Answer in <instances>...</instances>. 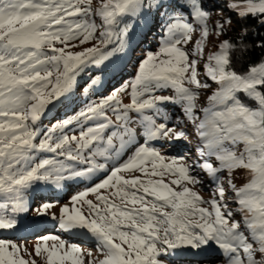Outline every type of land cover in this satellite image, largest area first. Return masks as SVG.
<instances>
[{
  "label": "rangeland",
  "instance_id": "obj_1",
  "mask_svg": "<svg viewBox=\"0 0 264 264\" xmlns=\"http://www.w3.org/2000/svg\"><path fill=\"white\" fill-rule=\"evenodd\" d=\"M122 1L0 0V264H178L179 253L197 256L182 264H264V59L227 73L218 35L229 12L264 22V0L171 7L97 79L98 96L114 91L107 106L91 97L64 121L50 110L43 138L20 148L36 136L39 103L25 71L50 63L42 53L62 34L39 26L61 13L82 34L124 12ZM79 37L66 41L71 55L92 53ZM60 183L61 198L39 188L55 194ZM38 223L47 227L19 234Z\"/></svg>",
  "mask_w": 264,
  "mask_h": 264
},
{
  "label": "trees",
  "instance_id": "obj_2",
  "mask_svg": "<svg viewBox=\"0 0 264 264\" xmlns=\"http://www.w3.org/2000/svg\"><path fill=\"white\" fill-rule=\"evenodd\" d=\"M132 1L136 3L133 6H128ZM215 1L211 8L224 7L225 3L231 1L243 2L247 0ZM122 2L124 12L115 15L111 13L114 8H106L107 13L111 14H105V18L100 19L86 32L84 30L82 34L79 28L72 30L73 27L82 25V23H78L79 20L74 15V17L67 18L70 25L68 24L69 26L66 28L63 25L65 21H60L61 13L53 14L49 20L42 22V25L39 26L42 33H47L48 30H58L61 27L62 34H59V44L56 48H50L42 53V55L52 56L53 60L50 63L37 69L35 66L32 69L26 67L25 80L30 81L25 85L30 87L29 91L39 101L31 108L33 114L36 111L35 117L30 118L31 129L32 132H36V136H24L18 140L24 142L20 148L25 149L26 153L29 149V141H38L46 134L38 124L48 123V120L45 119L48 111L55 110L57 116L63 117L62 121H64L66 117L72 116L71 112L76 111L79 106L81 107L80 111L87 110L94 100L102 102L104 106L108 105L110 102L108 96H111L114 91L105 96H98L96 93L97 79L110 70L112 64L120 61L131 43L137 45L136 37H143L144 27L156 26L153 24L155 18L171 7L180 6L182 8L181 4H183V0H123ZM229 16L231 17L230 23L222 26L218 33L220 40L225 42L223 50L220 51L225 57L224 70L227 73L243 74L264 59L263 14L246 13L237 16L236 13L229 12ZM157 20L159 21V19ZM74 34H80L78 40L85 42L88 47L91 46L93 52L85 56L82 54L72 56L68 51L69 45L66 44V41H75ZM135 53H137L136 56L139 55L138 51ZM17 70L15 64L10 65L11 74H17ZM259 87L264 98V79ZM72 96L82 104L76 103L75 100L73 104H69L68 101ZM91 97H93V101H91ZM106 113L110 112L106 111ZM183 235L188 234L183 233Z\"/></svg>",
  "mask_w": 264,
  "mask_h": 264
},
{
  "label": "bare ground",
  "instance_id": "obj_3",
  "mask_svg": "<svg viewBox=\"0 0 264 264\" xmlns=\"http://www.w3.org/2000/svg\"><path fill=\"white\" fill-rule=\"evenodd\" d=\"M91 173V172H90ZM63 210H65L66 212H71V211H73V208H72V206L70 205V204H68V205H65L64 207H63ZM35 226L37 227L36 228V230L39 232V231H41L42 229H44L45 227H47V225L45 224V223H38V224H35ZM72 227V229L74 230V229H80V228H78V227H73V226H71ZM14 233V232H13ZM91 233V232H90ZM88 234L89 235V237H91V238H93L94 240H95V238H97V236L94 234V233H92V234ZM84 234H85V232H84ZM84 234H82V233H80V235H79V237L80 238H84ZM87 234V233H86ZM2 235H5L6 236V233H3ZM86 239V238H85ZM105 239V238H104ZM89 242H91L92 240L91 239H87ZM106 240V239H105ZM107 241V240H106ZM97 242H104V240H97Z\"/></svg>",
  "mask_w": 264,
  "mask_h": 264
}]
</instances>
